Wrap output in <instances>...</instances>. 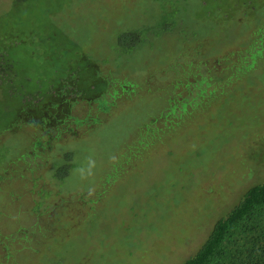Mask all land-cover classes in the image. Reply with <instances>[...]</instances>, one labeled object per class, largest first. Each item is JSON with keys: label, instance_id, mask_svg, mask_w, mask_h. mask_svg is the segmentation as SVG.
I'll use <instances>...</instances> for the list:
<instances>
[{"label": "rangeland", "instance_id": "rangeland-1", "mask_svg": "<svg viewBox=\"0 0 264 264\" xmlns=\"http://www.w3.org/2000/svg\"><path fill=\"white\" fill-rule=\"evenodd\" d=\"M263 178L264 0H0V264H179Z\"/></svg>", "mask_w": 264, "mask_h": 264}, {"label": "trees", "instance_id": "trees-1", "mask_svg": "<svg viewBox=\"0 0 264 264\" xmlns=\"http://www.w3.org/2000/svg\"><path fill=\"white\" fill-rule=\"evenodd\" d=\"M65 83L70 84V88L67 87L68 90L64 88V93L68 94V97L71 95H73L72 98L83 97L79 95L81 92L79 89L73 88L76 87L73 80L67 79ZM53 117V120L57 119L54 123L56 129L62 128L63 125L69 127L64 129L69 130L65 135L70 137L75 135L77 123L84 121L70 116L69 123H66L64 118ZM71 123H73L72 126ZM61 132L63 131H59ZM63 133L60 135L64 136ZM62 158L68 166V171L72 163V154L64 152ZM62 174L63 176L58 175L56 179L54 178L57 183L66 175V172ZM263 206L264 178L247 188L224 214L215 219L204 241L179 264H264V214L259 212ZM236 234L238 238L229 243V239Z\"/></svg>", "mask_w": 264, "mask_h": 264}]
</instances>
